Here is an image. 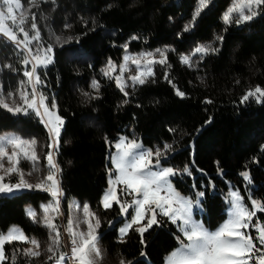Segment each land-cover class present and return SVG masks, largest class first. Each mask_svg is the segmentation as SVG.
Listing matches in <instances>:
<instances>
[{"label": "trees", "instance_id": "obj_1", "mask_svg": "<svg viewBox=\"0 0 264 264\" xmlns=\"http://www.w3.org/2000/svg\"><path fill=\"white\" fill-rule=\"evenodd\" d=\"M37 1L38 7L29 9L36 14L42 39L46 41L52 32L72 37L70 42L53 46L54 61L41 70L46 81L42 90L49 103L55 98L57 113L65 121L56 155L62 169L63 199H85L100 214V243L109 255H121L132 264H162L165 255L179 243L176 225L166 220L163 226H154L145 233L146 247L135 231H130L126 242H118L116 229L121 218L115 220L114 227L105 222L119 211L115 204L104 210L99 198L107 186L111 166L109 145L121 135L139 138L151 147L172 144L174 151L164 163L176 168L186 164L191 167L195 160L193 177L197 187L208 185L209 180L215 184L216 194L207 195L203 203L202 218L208 226H216L226 216L227 182L239 188L248 201L249 186L239 175L243 170L250 172L251 195L264 201V103L240 102L254 86L264 88V15L241 26L225 25L222 16L230 0H214L196 20L195 27L184 32L198 0ZM21 2L30 4L31 0ZM65 24L71 27L65 28ZM218 36L223 37L222 42L216 40ZM204 42L220 51L202 61L193 60L194 67L180 62L181 55H190ZM125 44L129 51L174 49L167 53L171 68L157 65L154 82L134 91L128 89L132 95L127 105L122 104L125 97L115 82L101 71L106 60L116 59L125 51ZM22 58L23 52L18 54L0 37V80L4 88H14L23 76ZM165 71L186 98L175 94L176 90L164 79ZM93 80L101 85L98 92L91 88ZM84 92L99 98L90 99ZM205 98L213 103H204ZM210 116L212 122L206 124ZM4 129L47 137L44 123L34 114L13 115L0 109V131ZM217 162L223 177L218 175ZM174 181L176 188L192 195L193 178L177 177ZM46 198L40 190L0 195V231L18 223L28 235H39L40 229L26 215L24 205H35ZM255 219L264 223V213H257ZM22 250L20 242L6 245L9 260L5 264H11L13 253L16 264H35L34 259L23 256Z\"/></svg>", "mask_w": 264, "mask_h": 264}, {"label": "snow or ice", "instance_id": "obj_2", "mask_svg": "<svg viewBox=\"0 0 264 264\" xmlns=\"http://www.w3.org/2000/svg\"><path fill=\"white\" fill-rule=\"evenodd\" d=\"M212 3L214 0H198L192 21L184 26L183 31H191L195 27L196 20L211 7ZM34 6L38 7V5ZM29 12L30 9H25L21 0H2L0 5V37L12 44L18 54L24 53L20 63L24 66L23 76L26 78L19 82L20 103H17L12 92L5 94L3 85L0 83V109L7 110L13 115L34 114L48 128L50 143L47 145L48 150L45 156L48 171L46 176L39 179V182L35 184L28 182L20 164L27 161L32 164L33 172H39L40 156L36 151L37 141L34 138L26 140L15 134L0 136V195H14L25 190L49 193L52 199L49 203L41 205L43 215L39 219L34 209H26V215L34 223H39L49 230L50 243L47 251L51 255L48 256V261H54V264H66V262L68 264H99L103 255L99 247L102 238L99 231L102 221L95 212L91 211L87 203L82 207L83 219L71 216L68 219L64 231L69 237L70 251H61V248L68 245L62 240L61 225L56 222L63 216L60 205L64 195L60 180L62 169L56 160V155L59 151L65 121L55 111L57 108L55 98H52L51 106H49L47 103L49 98L42 90L46 87V81L42 79L41 70L53 63L54 47L51 43L44 46L34 12L31 13L30 28H25L29 20ZM261 15H264V0H234L223 13L222 20L225 25L241 26ZM84 23L87 24L88 21L85 20ZM64 27L70 28L71 25L65 24ZM19 34H22V39ZM55 39L58 43L61 40L59 36ZM132 39H138V37L133 36ZM71 40L72 37H69L64 43ZM216 40L222 42L223 37L218 36ZM32 45H35V48L31 47ZM123 48L126 54L119 64V75L115 74L117 65L111 58L101 71L104 77L115 82L116 87L125 97L122 104L127 105L132 95L128 89L134 91L138 86L154 82L155 65H161L165 69L171 68L167 53L174 49H156L154 52L131 55L127 52V44ZM219 51L220 49L212 44H201L193 50L191 55H181L179 59L182 64L194 67L193 57L197 54L202 61L205 57L217 54ZM157 54L160 59H148ZM141 57L145 58L143 63H141ZM129 61L135 66L136 75H129L127 79H124ZM7 67L11 68V65ZM164 79L176 90L175 94L178 97L186 98V93L176 87L168 71L164 72ZM100 87L99 81H92L93 90L98 92ZM83 95L90 99L99 98L90 96L88 92H84ZM8 101H11V104ZM249 101L264 103V88L257 85L254 89H249L241 97L240 102L244 104ZM204 103L212 104L213 101L205 98ZM211 122L210 116L205 123ZM169 131L176 130L169 129ZM109 146L115 149L109 155L113 168L108 170L109 187L101 199V205L104 210L113 208L114 204L119 208L118 216L124 220V223L116 229L118 242H126L130 231H135L140 236L141 245L146 247L145 233L154 226H163L166 220L176 225L181 235L176 237L179 247L166 256L165 264H264V223L258 220L253 223L257 213H264V201L251 196L252 179L248 170L240 172L239 175L249 186L246 190L251 209L245 203V197L240 189L227 182L228 191L225 201L228 205V219L218 229L211 231L202 221L196 220L195 215L197 212L204 211L203 203L206 196L216 194L215 184L209 180L208 185L201 184L199 188L197 187L193 177L194 159L191 167L187 164L182 169L165 166L164 162L174 151L172 144L165 143L162 147L155 149L145 148L135 137L124 135L119 136L114 145ZM217 166L218 175L223 177L224 171L219 168V162ZM197 170L203 174V170ZM13 176L18 177L15 183L11 182ZM185 176L193 178L192 196L183 195L173 184L174 179ZM121 193L125 197H132L131 201L122 199ZM73 209L81 210L79 202L69 205L70 212ZM81 223L87 225L86 232L78 230ZM107 223L109 227L115 226V221ZM253 231L256 232L255 237L252 235ZM13 242L34 246L22 250L25 257L41 255L40 242L35 237L26 235L22 229L12 226L6 233H0V264H5V261L9 260L5 246ZM141 255L145 256L146 253L142 251ZM16 262L17 256L13 253L11 264ZM120 264H132V261L126 262L121 259Z\"/></svg>", "mask_w": 264, "mask_h": 264}, {"label": "rangeland", "instance_id": "obj_3", "mask_svg": "<svg viewBox=\"0 0 264 264\" xmlns=\"http://www.w3.org/2000/svg\"><path fill=\"white\" fill-rule=\"evenodd\" d=\"M234 2V0H230V3H229V5L226 7V9L223 11V13L232 5V3ZM22 3V2H21ZM36 4H39V1H37V0H31V3L30 4H24V3H22V6L25 8V9H29V7L30 6H33V7H36V6H34V5H36ZM0 5H2V0H0ZM31 13H33V11H31L30 10V12L28 13V15H29V20H28V23L25 25V28L26 29H29L30 28V24H31ZM32 33L30 32V35H31ZM50 35V34H49ZM19 36H20V38L22 39L23 37H22V34H19ZM56 36H59L60 38H61V40H60V42L58 43L57 41H56ZM68 36V35H67ZM68 38L69 37H64V35L63 34H61V33H55V32H52L51 33V36H50V38H48L46 41H44L43 40V42H44V46L46 47L47 46V44H49V43H51L53 46L54 45H59V44H61L62 42H64V41H67L68 40ZM213 44L214 43H216L215 41L214 42H212ZM211 43V44H212ZM202 44H210V43H206V42H204V43H202ZM212 44V45H213ZM201 45V44H200ZM31 47H33V48H35V45H32ZM123 47V46H122ZM124 49V48H123ZM122 49V50H123ZM150 51V50H149ZM149 51H147V50H145V49H140L139 51H129V49H127V52H128V54H131V55H135V54H138V53H142V52H149ZM152 52H154V51H152ZM126 53H125V51L120 55V56H118L116 59H111L113 62H115L116 63V65H117V70H116V75H119V64L122 62V57L125 55ZM23 55H24V53H23ZM184 55H188V54H184ZM191 55V54H190ZM22 57V56H21ZM200 57H199V55L197 54L196 56H194L193 57V60H198ZM23 59V58H22ZM141 59V63H143V61H144V59L145 58H143V57H141L140 58ZM148 59H160V57H159V55L157 54L155 57H150V58H148ZM109 60V59H108ZM108 60H106V62H105V67H106V65H107V61ZM158 65V64H157ZM157 65H155V67H154V72H155V70H156V67H157ZM159 66V65H158ZM30 67V66H29ZM104 67V68H105ZM129 75H136V68H135V66L134 65H132L131 64V61H129V66H128V70H126V72H125V74H124V79H127V77L129 76ZM26 78L24 77V76H22L18 81H17V84L14 86V88H10V89H6V88H4L3 87V91H4V93L5 94H7L8 92H12L13 94H14V98L17 100V103H20V101H19V95H18V88H19V82L21 81V80H25ZM0 83H1V80H0ZM256 86H254L252 89H254ZM29 91H30V88H29ZM44 95H45V93H44ZM46 96V95H45ZM10 104H11V101H8ZM47 103L49 104V106H51V103H49L48 101H47ZM55 111H57L56 109H55ZM59 115V114H58ZM45 129H46V133H47V137L46 138H43V137H35V136H33V135H25V134H23V133H21V132H17V131H14V130H12V129H4V130H1L0 131V136H10V135H13V134H15V135H18V136H20V137H22L23 139H26V140H31V139H35L36 141H37V147H36V151H37V153L39 154V156H40V162H39V168H40V170H39V172H33V168H32V164L31 163H29V162H27V161H24V162H22L21 164H20V168L22 169V171L25 173V179L28 181V182H30V183H33V184H35V183H37V182H39V179L41 178V177H43V176H46L47 175V167H46V161H45V156H46V153H47V145L50 143V140H49V132H48V128L47 127H45ZM124 136H127V135H124ZM129 137H131V136H129ZM137 140H138V142H140V143H142L141 142V140L139 139V138H136ZM117 141V139L112 143L113 145H114V143ZM165 143H161V144H159V145H154V146H148V145H144L143 144V146L145 147V148H152V149H155V148H157V147H162L163 145H164ZM167 144H169V143H167ZM9 150H10V146H9ZM115 151V149H114V147H112L111 148V150L109 149V151H108V153H107V157L109 158V155H110V153H113ZM165 166H172V167H174L172 164H170V163H165ZM111 168H113V165L111 164V166L108 168V170L109 169H111ZM178 168V167H177ZM182 169V168H181ZM243 171H245V170H243ZM28 173H32L31 175H29ZM108 179H109V174H107V186L105 187V189L103 190V192H102V194H101V196H100V198H99V203H100V206L102 207V205H101V199H102V197H103V195L105 194V191L108 189V187H109V183H108ZM17 180H18V177L17 176H13L12 177V180H11V182L12 183H15V182H17ZM7 182V181H6ZM175 181L173 180V184H175L174 183ZM237 188V187H236ZM176 190L177 191H179V192H181L183 195H185V196H192L191 195V193H187V192H182L179 188H176ZM227 191H228V188H227ZM227 191H226V193H227ZM46 193V192H45ZM244 197H245V195L243 194V193H241ZM46 195H47V198L46 199H43V200H40V202H38V204H35V205H33L32 203H26L25 205H24V209H25V212H26V209H28V208H32V209H34L36 212H37V214H38V219H39V217L40 216H42L43 215V211H42V208H41V205L42 204H46V203H49L50 201H51V196H50V194L49 193H46ZM226 195V194H225ZM252 196V195H251ZM248 197V196H247ZM253 198H256V197H254V196H252ZM63 198H64V196H63ZM62 198V200H61V205H60V210L63 212V216L61 217V218H59L56 222L57 223H59L60 225H61V234H62V240H63V242L66 244V245H68L67 247H65V248H61V251H70V244H68V241H69V237H68V234L64 231V228L67 226V222H68V219L70 218V216L71 217H73V218H75V217H79L80 219H83V214H82V207H83V205L85 204V203H87L88 204V202L85 200V199H80V198H78V197H76V196H70V197H66L65 199H63ZM121 198L122 199H127L129 202L131 201V199H132V197H125V196H123V194L121 193ZM256 199H258V198H256ZM224 200H225V196H224ZM76 202H79V205H80V211H77V210H75V209H73L71 212H70V210H69V205L70 204H75ZM245 203L249 206V208L251 209V203H250V200L248 199V201H246V199H245ZM89 205V204H88ZM90 209H91V211H93V212H95L96 213V215L101 219V221H102V218H101V216H100V214L97 212V211H95L94 209H92L91 207H90ZM119 209V208H118ZM225 211H226V216H225V218L221 221V222H219L216 226H208V225H206V223L204 222V220H203V218H202V213L203 212H197V214L195 215V219L196 220H198V221H202L203 223H204V225H205V227L206 228H208L209 230H211V231H215L216 229H218L227 219H228V215H227V211H228V205H227V203H226V201H225ZM119 212V211H118ZM118 218H121V217H119L118 216V213H117V215L115 216V217H113L111 220H109V221H115L116 219H118ZM105 219V218H104ZM108 219H106L105 220V222H108L107 221ZM257 222V220L254 218V220H253V223H256ZM124 223V220L121 218L119 221H118V226H117V228L118 227H120L122 224ZM34 225L35 226H38L39 227V229H40V233H39V235H36V234H30V235H28L24 230H23V228L18 224V223H11V224H9L4 230H1L0 231V233H6L7 232V230L9 229V228H11L12 226H16V227H18V228H20V229H22L24 232H25V234L26 235H28L29 237H35L39 242H40V251H41V255L39 256V257H28L30 260L31 259H34L35 260V264H40V262L42 263V261L43 260H48L47 258H48V256L49 255H51V253H49L48 251H47V248H48V245H49V243H50V240H49V230L47 229V228H45V227H43L41 224H39V223H34ZM78 230H80V231H87V225L85 224V223H81L80 225H79V229ZM177 230H178V228H177ZM178 232H179V230H178ZM181 234H180V232H179V234H178V236H180ZM252 235L255 237V235H256V232L255 231H253L252 232ZM258 247H259V245H257ZM31 247H34V246H32L31 244H28V243H23V249H26V248H31ZM99 247L101 248V251H102V259H100V261H99V264H120V261H121V259H123V260H125L126 261V259L123 257V256H121V255H109L108 253H107V251H106V249L102 246V244L99 242ZM177 247H179V243H178V245L177 246H175L173 249H171L166 255H165V257H164V261H163V263L162 264H165V258H166V256H168L175 248H177ZM52 263L51 264H54V261H51ZM66 263H68V262H66Z\"/></svg>", "mask_w": 264, "mask_h": 264}]
</instances>
